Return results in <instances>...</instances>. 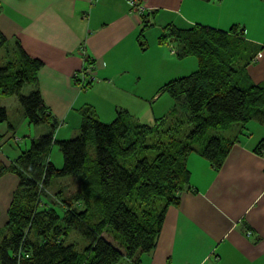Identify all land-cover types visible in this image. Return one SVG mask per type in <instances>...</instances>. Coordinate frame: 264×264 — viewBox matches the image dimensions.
Returning <instances> with one entry per match:
<instances>
[{
    "label": "trees",
    "instance_id": "1",
    "mask_svg": "<svg viewBox=\"0 0 264 264\" xmlns=\"http://www.w3.org/2000/svg\"><path fill=\"white\" fill-rule=\"evenodd\" d=\"M147 18L143 15L142 44L150 27ZM166 30L161 43H174L179 59L198 61L194 73L160 88L159 94L175 102L171 111L153 125L124 110L105 123L93 106L85 105L80 135L59 141L55 136L61 123L39 88L43 62L29 56L19 40L9 42L0 34V47L7 45L0 62V94L19 98L30 125L49 127L9 166L0 161V178L13 173L19 180L7 223L0 229V264H141L138 254L155 250L167 210L179 206L181 194L190 189L189 157L196 153L219 170L235 142L221 133L236 124L245 129L251 121L264 125V83H253L247 63L240 64L241 49L246 50L239 38L243 30L224 32L201 25ZM91 65L94 60L85 54L82 70L73 75L81 90L96 81V67L94 76L87 72ZM26 85L33 86L29 95L22 94ZM4 123H9V115L0 107V125ZM5 136L0 135V150ZM54 145L62 153V168L50 160ZM254 151L264 156V137ZM67 177L78 178L79 189L72 194L60 190L55 201L43 203L51 182ZM109 228L120 247L104 235ZM73 231L90 241L82 252L66 244Z\"/></svg>",
    "mask_w": 264,
    "mask_h": 264
},
{
    "label": "crops",
    "instance_id": "2",
    "mask_svg": "<svg viewBox=\"0 0 264 264\" xmlns=\"http://www.w3.org/2000/svg\"><path fill=\"white\" fill-rule=\"evenodd\" d=\"M131 1L0 0V34L9 42L19 40L29 56L43 62L39 88L61 123L57 131L80 129L85 105L107 123L123 110L145 124L167 115L173 105L159 90L187 70V58L172 55L169 44L159 41L168 26L243 30L246 73L253 83H264V0H139L143 13L134 11ZM143 15L150 23L144 44L139 38ZM82 51L96 67L88 90L73 80L84 66ZM257 123L253 130L240 126L219 170L196 153L189 157L190 189L181 194L179 206L167 210L155 250L138 254L141 264H264V156L254 151L264 125ZM15 126L0 134L6 135L2 146L15 139ZM2 146L0 161L7 166L23 150L17 145L4 152ZM18 181L13 173L0 178V229Z\"/></svg>",
    "mask_w": 264,
    "mask_h": 264
},
{
    "label": "rangeland",
    "instance_id": "3",
    "mask_svg": "<svg viewBox=\"0 0 264 264\" xmlns=\"http://www.w3.org/2000/svg\"><path fill=\"white\" fill-rule=\"evenodd\" d=\"M5 49H7V45L0 47V62H1V58L4 55H6V53H7ZM247 55H248V52H246V50H244V48L241 49V56L243 58L240 62L241 65L246 61ZM185 61H186V65H187L186 66L187 70L184 71V73H182V74H185L184 76H188V75L194 73L198 69V61L195 57H189ZM32 90H33L32 85H26L23 89L22 94L23 95H29L32 92ZM165 97L163 99H169L167 101H171V106L173 105V107H174L175 102L168 95ZM162 102H163V100H161L159 103H157V105H156L157 110L161 108ZM165 105H166V103H165ZM0 107H4L7 109L8 115H9V124H16V126H15V128H16L15 139L17 138V139H23L24 140L23 142H19L18 144H16L15 139H12V138L9 139L8 142L2 146L4 152L6 149L16 147L17 145H19L23 149L22 151H25L28 148H30L32 140H34V138L37 134H43L44 135V134H46V132H49V127L47 125L35 126V125L28 124V122L25 120V118L23 116L24 110H23L22 105H21L19 98L17 96H3L0 94ZM180 115L184 119V121L188 119V114L186 113V110L184 108L180 109ZM21 116L23 117L24 123L19 125V123L21 121ZM105 123H107V122H105ZM254 123H257V122H251L248 125V129L253 130L254 128H252V125H254ZM9 124L4 123V124L0 125V134L7 130ZM153 124H155V122L150 123V125H153ZM257 124L260 125L259 123H257ZM239 129H240V124H236V125H233L231 128H229L228 130L223 131L221 133V135H223L226 138L235 139L239 136L238 135ZM39 132H42V133H39ZM210 133H211V135H214L215 131H211ZM255 134H258L257 131L255 132ZM43 135H41V136H43ZM79 135H80V129L72 131L71 128H69V129L61 130V132L57 131L56 139L58 141L59 140H68V139L76 138ZM26 136H32V139H29ZM25 144L28 145L27 148L24 147ZM89 152L93 157H95L94 146L89 145ZM50 160L56 167H58V168L63 167V156H62V153H61V151L57 145H54L52 148ZM79 187H80V182H79V179L76 177H67L64 179H57V180L55 179L51 182V185L48 187L47 199L44 198L45 200L43 199V203H46V200L55 199L56 198V192H58L60 190H62L66 194H72L73 192L77 191L79 189ZM53 201H55V200H53ZM127 205H128V207L133 208L132 202H127ZM57 209H58L59 213L61 215H63V209L58 207V206H57ZM3 212H4L3 207H0V218L3 216ZM104 235L106 236V238H109L112 240L115 239V235L112 233V230L110 228L105 231ZM115 242L118 244V246L120 245L119 242H117V241H115ZM89 243H90L89 239L86 238L85 236L81 235L77 231H73L72 234L70 235V237L67 238V240H66V244L67 245H74L75 249L78 252L84 251L86 249V247L89 245ZM121 264H125V262H122Z\"/></svg>",
    "mask_w": 264,
    "mask_h": 264
},
{
    "label": "built area",
    "instance_id": "4",
    "mask_svg": "<svg viewBox=\"0 0 264 264\" xmlns=\"http://www.w3.org/2000/svg\"><path fill=\"white\" fill-rule=\"evenodd\" d=\"M131 4L133 6V9L134 11L136 12H139V13H143L145 11L143 5L139 2V0H132L131 1ZM169 47V50H170V53L172 55H177L178 54V49H177V46L174 44V43H170L168 45ZM82 56H83V59L85 58V51H82L81 52ZM94 68L95 66L94 65H91L89 68H88V73L91 75V76H94ZM85 78L83 77L82 78V81L84 80ZM84 83V81L82 82Z\"/></svg>",
    "mask_w": 264,
    "mask_h": 264
}]
</instances>
